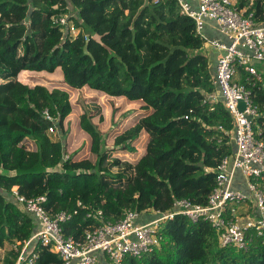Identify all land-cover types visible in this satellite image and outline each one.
Here are the masks:
<instances>
[{
    "label": "trees",
    "instance_id": "obj_1",
    "mask_svg": "<svg viewBox=\"0 0 264 264\" xmlns=\"http://www.w3.org/2000/svg\"><path fill=\"white\" fill-rule=\"evenodd\" d=\"M248 3L240 0L238 7ZM263 3L254 0L251 9L259 15ZM58 14L67 15L80 33L74 37L55 23ZM206 44L178 0H0V248L11 245L1 263L16 264L14 245L37 228L35 217L15 200L14 186L27 198L46 195L51 213L70 212L63 230L77 240L99 223L87 216L99 209L116 222L128 209L167 213L180 199L207 204L218 166L235 145L226 133L233 115L223 100L204 102L216 89ZM58 69L75 90L95 84L104 72L112 93L140 100L143 111L107 146L85 110L79 127L89 136L90 150L79 159L69 153L66 138L49 131L55 125L67 137L69 91L19 79L23 71ZM247 77L241 69L242 81ZM120 79L128 82L122 89L115 86ZM249 87L260 110L254 130L264 140V83ZM142 137L146 144L138 151L134 144ZM110 147L134 157L113 156ZM160 233L159 245L127 255L124 264H264V233L254 230L247 248L222 246L209 221L176 214L163 220ZM37 250L36 264H64L50 248Z\"/></svg>",
    "mask_w": 264,
    "mask_h": 264
},
{
    "label": "built area",
    "instance_id": "obj_2",
    "mask_svg": "<svg viewBox=\"0 0 264 264\" xmlns=\"http://www.w3.org/2000/svg\"><path fill=\"white\" fill-rule=\"evenodd\" d=\"M196 1L198 8L194 9L188 0H178L183 11L195 20L200 33L206 20L211 19L226 38L224 41L207 39V43L221 53L214 74L216 89L205 96L204 102L213 105L222 99L234 119L233 129L226 133L231 135L235 151L220 162L216 184L207 204L180 199L174 203L172 211H156L158 216L155 219L143 223L138 222L142 212L137 210L128 209L120 220L111 222L99 209L87 214L99 223L77 240L66 236L63 230V223L72 217L70 212L51 213L44 205L46 195L27 198L16 189L13 193L18 205L37 219V228L32 236L14 245L19 252L16 264H36L38 245L57 253L64 264H98L99 253L106 257L109 264H124L127 255L140 256L159 245L163 220L176 214L187 215L192 221H209L219 232L222 246L247 248L252 230L258 235L264 233V140L258 138L254 130L253 124L260 116V110L249 87L257 82L264 83V74L254 63L264 61V3L257 15L251 9L254 0H248L249 3L242 8L238 7L240 0ZM53 19L55 23L66 26L74 37L80 33V29L69 22L67 15L58 14ZM241 69L248 75L246 83L242 81ZM241 101L245 104L244 109L239 107ZM44 113L52 119L47 110ZM220 128L223 129L222 126ZM55 129L53 125L49 131L55 132ZM236 171L246 178L248 193L233 187ZM250 200L254 201L257 216L242 222L235 211Z\"/></svg>",
    "mask_w": 264,
    "mask_h": 264
},
{
    "label": "rangeland",
    "instance_id": "obj_3",
    "mask_svg": "<svg viewBox=\"0 0 264 264\" xmlns=\"http://www.w3.org/2000/svg\"><path fill=\"white\" fill-rule=\"evenodd\" d=\"M105 50L107 52V56L113 54L110 49V45H107ZM205 52H207L211 60V51L205 50ZM107 58L105 60H107ZM254 63L259 72L264 74V61H255ZM105 75L106 74L102 72L99 75L100 77L95 80V84H88L87 86L76 90L69 87L67 83L63 81L62 72L59 69L52 73H32L29 71H24L19 75V79L28 84H35L39 82L45 84L49 89L58 87L69 91L70 100L73 104V110L65 120V128L68 131L67 137L65 134H61V131L58 132L56 129L53 133H55L54 137L62 136V139L64 140L66 138L69 147V153L76 154L79 159L87 158L89 156L90 150L89 136L79 127V118L85 110L91 112L94 115V122L98 125L103 135L107 138V146H111L115 137L119 133L125 131L135 122V120H131V117L137 115L140 110L143 111L140 107L142 104L140 100H129L123 94H113L112 84L110 83L109 79H106ZM111 81L113 80L111 79ZM127 84V81L120 79L119 83H115V86L118 89H122L126 87ZM142 138L143 139H139L134 144L138 148V151H141L146 144V139H144L145 137ZM112 154L113 156L121 155L127 159H131L132 156L134 157V155H132L130 152L116 149L112 150ZM17 188V186H14L13 192ZM247 204L248 203L243 206H246ZM147 213L156 214L155 212L150 211H145L141 214L144 215ZM242 215L243 214H238V216L242 219L240 221L245 222L247 219H243ZM3 219V213L0 209V222ZM10 247L11 245L7 244L4 249L0 248V255H5ZM0 264L3 263L0 262ZM103 264H109L108 260L105 259Z\"/></svg>",
    "mask_w": 264,
    "mask_h": 264
},
{
    "label": "crops",
    "instance_id": "obj_4",
    "mask_svg": "<svg viewBox=\"0 0 264 264\" xmlns=\"http://www.w3.org/2000/svg\"><path fill=\"white\" fill-rule=\"evenodd\" d=\"M188 2L191 4V6L194 9L198 8V3L196 0H188ZM202 34L204 37H206V39H209V40H214V39H220L223 41L226 40V38L217 29L215 21H213L211 19L206 20L205 27L202 30ZM205 49L207 51L208 50L211 51V53H212V59L210 60V64H211L212 71L215 74L217 59H218V56L221 53V51H219L218 49H215L209 43L206 44ZM233 187L240 188V189L244 190L246 193H248L249 189H248L247 184H246V178L244 177V175L240 171H236V173H235V178L233 181ZM150 212H154V211H150ZM235 212L237 215L243 214L242 215L243 219L254 218L255 216H257V212H256V208H255V204H254L253 200H250L246 206L237 207ZM157 216L158 215L153 214V213H149V214L147 213L144 215L141 214V216L138 219V222H140V223L148 222V221L155 219ZM35 220L37 223L36 218H35ZM99 258H100L99 264H103L106 257L103 254L99 253Z\"/></svg>",
    "mask_w": 264,
    "mask_h": 264
},
{
    "label": "water",
    "instance_id": "obj_5",
    "mask_svg": "<svg viewBox=\"0 0 264 264\" xmlns=\"http://www.w3.org/2000/svg\"><path fill=\"white\" fill-rule=\"evenodd\" d=\"M239 107H240V109H244L245 104L241 101L240 104H239Z\"/></svg>",
    "mask_w": 264,
    "mask_h": 264
}]
</instances>
